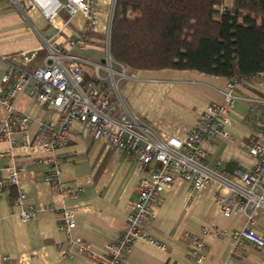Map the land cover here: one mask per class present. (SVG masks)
<instances>
[{
	"label": "crops",
	"instance_id": "obj_1",
	"mask_svg": "<svg viewBox=\"0 0 264 264\" xmlns=\"http://www.w3.org/2000/svg\"><path fill=\"white\" fill-rule=\"evenodd\" d=\"M94 1L100 23L94 32L87 33L82 15L70 18L62 10L50 25L32 2L22 1L16 6L0 0V88L12 68L29 70L42 64L46 58L44 44L49 43L65 55L66 63L78 61L86 83H95L100 98H105L108 38L110 42L116 0ZM233 4L234 0H225L224 8L231 9ZM80 37L87 43L86 52L73 46ZM115 69L124 75L119 90L129 112L161 141L174 138L185 142L205 110L224 101L227 90V79L198 72L136 71L116 63ZM238 93L232 126L226 129L231 140L204 146L210 171L235 183L240 170L254 166L243 147L251 146L254 132L264 129V110L258 106L264 102V91L242 87ZM17 109L37 122L59 123L58 115L38 104L29 92L19 99ZM256 111L259 116H255ZM113 115L119 119L122 113L115 110ZM6 118L0 106V122ZM30 137L37 140L36 128L30 131ZM14 141L17 148L13 150L9 143H0V155H13L12 163L0 160V171L12 165L26 169L19 181L30 186L31 193L21 209L14 188L0 192V264H92L79 256L63 259L68 247L62 244L59 232L67 212L75 216L74 238L92 246L100 239L116 244L130 230L132 203L146 174L127 155H115L105 141H95L80 124L72 129L66 146L51 154L40 147L22 149L20 135ZM54 165L61 171L58 184L47 181ZM191 191V185L184 182L166 190L151 225L159 246L137 243L130 249L126 264H264L260 251L231 238L248 228L249 221L247 216L233 214L227 218L222 214L218 199L231 198L229 189L214 182L194 198ZM29 207L39 208L40 213L25 223L21 214ZM205 229L228 236L205 237ZM253 231L264 234V210L257 211ZM191 236L205 245L202 262L191 257Z\"/></svg>",
	"mask_w": 264,
	"mask_h": 264
},
{
	"label": "built area",
	"instance_id": "obj_2",
	"mask_svg": "<svg viewBox=\"0 0 264 264\" xmlns=\"http://www.w3.org/2000/svg\"><path fill=\"white\" fill-rule=\"evenodd\" d=\"M9 1L16 6L22 1L32 2L50 25L56 22L62 10H65L70 18L82 15L86 20L87 33L94 32L100 23L94 0ZM48 44H44L46 58L42 64L29 70L14 67L10 70V76L3 81V87L0 88V106L6 111L7 118L0 122V143H9L13 150L17 148L14 137L20 135L22 149L33 151L40 147L51 154L66 146L72 129L76 124H80L84 132L90 134L95 141H105L115 155H127L128 159L146 174L138 185V196L132 203L133 211L128 218L130 230L123 234L116 244L100 239L92 246L75 239V216L68 212L64 214L59 232L62 244L68 247L67 253L63 255L64 260H73L79 256L92 264H126L130 249L137 243L147 242L159 246L152 235L151 225L156 219L158 205L166 190L177 182L191 185L192 198L214 182L228 188L231 198L218 199L222 214L227 218L233 214L247 216L249 221L248 228L241 233L232 234L231 238L236 243L246 242L252 245L264 255V234L260 236L253 231L257 211L264 210V129L254 132V142L251 146L243 147L254 160V166L238 172V183L224 180L210 171L206 166L207 156L204 150L206 145L231 140L226 129L232 126L236 104L240 100L239 88L256 87L264 91V76L258 79L228 80L227 90L223 93L224 101L210 105L205 110L185 142L174 138L161 141L148 128L141 126L126 107L119 90V81L124 79V75L115 69V63L109 54V38L105 98H100L98 89L94 87L95 83H86L84 70L78 61L66 63L65 55ZM73 46L79 47L83 52L87 51V43L82 37L76 39ZM98 81L103 82L102 79ZM26 92L31 93L38 104L48 107L58 115L57 126L37 122L33 116L18 111L19 99ZM258 106L264 110V102ZM115 110L122 113L119 119L114 118ZM255 116H259L258 111ZM33 128L38 132L35 142L30 137ZM0 160L12 163L13 155H0ZM26 172V169L15 168L13 165L0 171V192L7 187L14 188L17 191V204L21 209L26 206L25 202L31 193V187L19 181V175ZM60 176V168L54 165L50 168L47 181L58 184L57 179ZM39 213V208L29 207L22 212L21 219L25 223L35 220ZM203 236L219 238L227 237L228 234L205 229ZM189 240L192 259L202 262L204 243L193 236Z\"/></svg>",
	"mask_w": 264,
	"mask_h": 264
},
{
	"label": "trees",
	"instance_id": "obj_3",
	"mask_svg": "<svg viewBox=\"0 0 264 264\" xmlns=\"http://www.w3.org/2000/svg\"><path fill=\"white\" fill-rule=\"evenodd\" d=\"M116 0L113 61L136 71L264 75V0Z\"/></svg>",
	"mask_w": 264,
	"mask_h": 264
},
{
	"label": "rangeland",
	"instance_id": "obj_4",
	"mask_svg": "<svg viewBox=\"0 0 264 264\" xmlns=\"http://www.w3.org/2000/svg\"><path fill=\"white\" fill-rule=\"evenodd\" d=\"M48 46H50V44H48Z\"/></svg>",
	"mask_w": 264,
	"mask_h": 264
}]
</instances>
